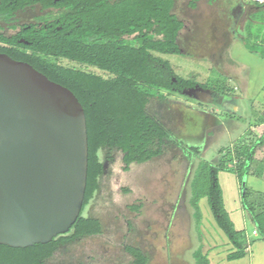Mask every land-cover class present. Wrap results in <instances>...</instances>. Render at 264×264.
<instances>
[{
    "label": "rangeland",
    "instance_id": "obj_1",
    "mask_svg": "<svg viewBox=\"0 0 264 264\" xmlns=\"http://www.w3.org/2000/svg\"><path fill=\"white\" fill-rule=\"evenodd\" d=\"M188 1L177 2L175 8L186 24L177 40L182 55L161 57L170 62L178 76L194 78L198 84L206 85L211 90L196 91L191 97L160 90L163 99L151 100L146 108L147 113L170 133L161 155L144 163H133L129 172L124 173L121 152L115 148H103L98 152L103 165L97 180L101 190L96 193L97 188L80 216L98 218L103 224L101 235L83 236L79 240L59 244L45 264H130L132 258L125 252V246L144 251L148 257L147 264H196L193 254L198 249L209 264H230L232 260L229 257L235 251L239 252L216 226L207 198L198 202L199 219H196L191 205L190 182L195 173H209L210 166L217 167L223 157L219 153L221 148L228 149L226 154L231 153L233 147H227L238 132L229 131L223 126L219 131L211 132L208 141L205 138L204 120L207 114L237 118V114L235 116L221 107L223 101L219 92L232 94L237 84L236 80H229L223 74L222 64L229 61L234 65L231 68L234 74L240 77L249 75L253 93L258 90V83L264 82V59L250 52L243 42L245 22L254 11L264 10V3L252 0H200L195 9H190ZM260 35L264 37V30ZM62 64L74 66L66 62ZM83 68L93 71L90 67ZM95 72L102 74L97 70ZM225 82L230 85L224 86L227 90L221 89ZM228 100H236V97L231 95ZM256 101L252 108L245 101L241 121L258 120L262 106ZM246 122L243 124L245 128L248 126ZM218 132H223L224 137L219 139ZM245 139L238 146L256 142L249 143L250 136L247 135ZM207 144L206 153L198 157L199 153L194 147ZM236 165L235 161L226 162V167ZM223 174L218 173L219 186L224 185ZM259 183L249 179L247 184L260 190ZM243 188L244 185L240 190ZM235 196L238 204V194L235 193ZM250 200L259 202L260 198L252 195ZM133 206H137L138 210H133ZM224 212L236 233L241 252H244L250 239L258 237V232L251 230L249 223L246 224L248 232L236 231L228 213ZM229 212L232 220L238 224L236 211ZM241 215L243 219L250 217L251 220L247 211H241ZM210 227L217 233L218 240L204 241L206 233L213 236ZM203 228L207 231L202 232ZM67 236L69 234L64 237ZM216 249H220L217 256L210 257V251Z\"/></svg>",
    "mask_w": 264,
    "mask_h": 264
},
{
    "label": "trees",
    "instance_id": "obj_2",
    "mask_svg": "<svg viewBox=\"0 0 264 264\" xmlns=\"http://www.w3.org/2000/svg\"><path fill=\"white\" fill-rule=\"evenodd\" d=\"M176 1L182 0H74L66 6L60 42L47 47V52L74 66L48 62L33 66L49 80L68 88L84 109L88 138L84 205L98 188L97 180L103 170L98 157L101 149L115 148L121 152L124 171L133 163H144L162 154L170 133L146 111L152 99H163L160 90L179 94L196 86L211 90L194 78L178 76L170 62L161 57L182 55L177 40L186 24L173 13ZM199 1L189 0V8L195 9ZM245 23L244 46L264 58V37L260 35L264 30V10L251 13ZM263 148L264 135L252 144L233 147L217 167L210 166L209 173H195L190 182L196 219L198 202L207 198L217 226L239 250L229 257L231 260L241 258L243 252L223 211L218 173L234 174L240 186L247 175L263 178ZM234 161L236 166L226 167V162ZM251 196L249 189H243L241 205L250 214L258 238L264 241V203L252 202ZM67 234L48 244L27 248L0 245V264H45L59 244L98 235L100 225L95 219L80 216ZM125 251L133 257L131 264H147V257L138 248L125 246ZM193 257L196 264H209L200 249Z\"/></svg>",
    "mask_w": 264,
    "mask_h": 264
},
{
    "label": "water",
    "instance_id": "obj_3",
    "mask_svg": "<svg viewBox=\"0 0 264 264\" xmlns=\"http://www.w3.org/2000/svg\"><path fill=\"white\" fill-rule=\"evenodd\" d=\"M87 169L86 118L76 96L0 54V245L27 248L67 234L83 209Z\"/></svg>",
    "mask_w": 264,
    "mask_h": 264
},
{
    "label": "crops",
    "instance_id": "obj_4",
    "mask_svg": "<svg viewBox=\"0 0 264 264\" xmlns=\"http://www.w3.org/2000/svg\"><path fill=\"white\" fill-rule=\"evenodd\" d=\"M177 2H179V1H176L174 3L173 13L178 16V14L175 11V8L177 6ZM188 3H189V1H188ZM197 4H198V2H197ZM197 4H196V7H197ZM178 17L181 20H184L183 16H178ZM256 54H258V53H256ZM222 65H223L222 69H223V71H225V72H223V74L226 75L229 78V80L230 79L234 80V81L236 80L237 84L234 85V87L231 86L235 90V92H233L232 94H231V92H226V91L221 93L220 96L222 97V101H223V106H221V107L227 111H230L233 115L235 114V116L237 114V118L230 119V117L229 118H225L223 116L222 117L221 116L216 117L212 114H207L206 119L204 120L205 121V127H204L205 138L208 141V138H209L208 136L210 134H212L211 132H217V131H219L220 128L225 126L228 128L229 131L230 130H232V131L237 130L238 131L236 134L235 140L233 142H230V144L227 148H229V147L232 148L234 146H238L240 144V142L245 139L246 135L250 136L249 143H251L253 141H257L258 138H260L262 135H264V123L260 124L261 119L264 118V82H263V84L258 83V85H257L258 90L253 93L252 89H251V85H250L251 81H250L249 75H246L245 77H240L238 74H234L233 69H231L234 65L231 64V62H229V61H227L226 64H222ZM225 85L230 86V85H227L226 82L224 84H222L221 86H223V88H225L224 87ZM225 90H227V89H225ZM228 91H229V89H228ZM229 93H230V95H228ZM231 95H233V97H236V100H228V99H230ZM256 99H257L258 103H260L259 105L262 106V113H260L261 116L258 118V120L256 119L258 122L256 120L253 121V119L252 120L248 119L249 122H248V120H247V122H246V120L241 121L242 115H243L242 111L244 110L243 104H245V101H246L247 106L252 108L253 104H254V100H256ZM188 110H190V109H188ZM239 121H240V123H239ZM252 121H253V123H252ZM245 122L248 125L247 128H245L243 125ZM217 136L220 139V138L224 137V133L218 132ZM194 148L197 149V152L199 153L198 157H200L206 153L207 148H208V144L204 145V147L196 146ZM220 150H222V151H219V153H221V156H224V155H226V151L228 149L223 147ZM262 151L264 152V148L262 149ZM261 156L264 157V153H261ZM130 166H129L127 171L123 170V172L124 173L129 172ZM219 173H224L223 176H224V180H225L223 186H221V184H220V190H221L222 198H223V208H224V211H226L228 213L231 221L233 222L235 230L236 231H242L243 230V231L248 232L246 230V224H248V223L251 225V228H252L251 230L256 229L254 224L250 220V217L248 219L242 218L243 217L241 215V211L243 212V208L241 205L242 204L241 203L242 189L240 190V188L242 186L239 185V182H238L236 176L234 174H230V173H227L224 171H220ZM249 179H251L253 182H260L259 184H261L260 185L261 189L257 190V189L248 187L247 183H248ZM242 185H244L243 189H249L252 192V195L260 198V201L255 202V203H264V201L262 200V199H264V177L259 179V178L247 175V176H245ZM100 190H101V188L99 186L98 191L96 193L100 192ZM235 193L238 194V201H239L238 204H236ZM226 195H228V197H226ZM239 195H240V197H239ZM134 207H136V206L132 207L133 210H134ZM232 210L236 211L234 213H236V215H237V218H238L237 223L238 224H236L232 220L231 214L229 212ZM92 219L97 220L99 225H100V234L95 235V237H96V236L101 235V230L103 228V224L96 217H92ZM216 226H217V224H216ZM210 228H211L210 230H211L213 236L206 233L204 236L206 239L204 241L214 240V238L216 240H218L217 236H216L217 233L215 234V230L212 227H210ZM206 231H207L206 229H204V228L202 229V232H206ZM92 237H94V236H92ZM219 250L220 249L210 251V253H209V254H211L210 257L214 258L215 256H217L216 254L219 253ZM142 253L144 256H146L144 251ZM243 253L244 254L241 258L232 260L230 262V264H264V241L260 240L258 237L250 239V241L248 242V246L244 250ZM209 254L207 256L208 259H209ZM129 256L132 258V261H131V263H132L133 257L130 254H129ZM147 263H148V260H147Z\"/></svg>",
    "mask_w": 264,
    "mask_h": 264
},
{
    "label": "flooded vegetation",
    "instance_id": "obj_5",
    "mask_svg": "<svg viewBox=\"0 0 264 264\" xmlns=\"http://www.w3.org/2000/svg\"><path fill=\"white\" fill-rule=\"evenodd\" d=\"M74 0H0V54L31 66H63L65 59L47 52L62 38L67 4Z\"/></svg>",
    "mask_w": 264,
    "mask_h": 264
},
{
    "label": "built area",
    "instance_id": "obj_6",
    "mask_svg": "<svg viewBox=\"0 0 264 264\" xmlns=\"http://www.w3.org/2000/svg\"><path fill=\"white\" fill-rule=\"evenodd\" d=\"M255 232H253V234H254Z\"/></svg>",
    "mask_w": 264,
    "mask_h": 264
}]
</instances>
